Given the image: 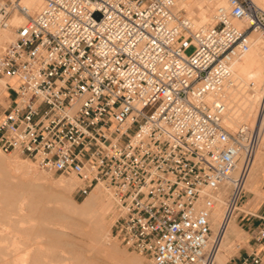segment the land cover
<instances>
[{"label": "built area", "instance_id": "obj_1", "mask_svg": "<svg viewBox=\"0 0 264 264\" xmlns=\"http://www.w3.org/2000/svg\"><path fill=\"white\" fill-rule=\"evenodd\" d=\"M191 1L212 4L211 24L187 13ZM40 2L0 0V28L21 18L0 51V151L73 174L78 197L103 186L110 235L144 264H217L210 224L225 192L220 228L256 219L254 248L225 264H264V208H239L257 134L223 123L230 66L252 34L264 40V11L250 0Z\"/></svg>", "mask_w": 264, "mask_h": 264}, {"label": "bare ground", "instance_id": "obj_2", "mask_svg": "<svg viewBox=\"0 0 264 264\" xmlns=\"http://www.w3.org/2000/svg\"><path fill=\"white\" fill-rule=\"evenodd\" d=\"M250 1L264 11V0ZM22 3L35 10L41 2L22 0ZM182 6L188 14L195 15L199 23H212L211 3L191 1ZM20 22L21 18L14 16L9 21L10 27L0 28V51L13 39L12 27ZM230 68L229 84L223 91L226 104L223 123L230 129H235L243 122L250 126L259 111L264 113V104L260 109L264 99V40L259 34H252L248 51L234 60ZM5 83V79L0 82V97L5 91ZM261 122L259 139H256L242 182V187L258 198H264V182L253 186L259 168H264V117ZM8 160L0 154V264H105L103 259L109 263L113 259H120L113 245L101 243L105 232L110 229L113 206L111 196L103 187L96 184L82 204H76L67 199L70 190L75 187L76 178L49 182L43 188L47 193L46 206L52 204L53 207L38 213L22 192L15 195L14 191L23 184L29 183L31 186L35 179L41 177H36L31 165L15 160L10 163ZM237 168L232 175H236ZM224 198L225 192L217 195L211 215V238L216 244V263L223 248L228 245L237 248L244 243L233 219L226 220L220 228ZM242 206L239 208L242 209ZM252 209L247 212L252 213ZM63 230H70L80 239L68 237ZM122 259V264H138L131 256L126 255Z\"/></svg>", "mask_w": 264, "mask_h": 264}, {"label": "rangeland", "instance_id": "obj_3", "mask_svg": "<svg viewBox=\"0 0 264 264\" xmlns=\"http://www.w3.org/2000/svg\"><path fill=\"white\" fill-rule=\"evenodd\" d=\"M195 16V15H194ZM192 51V47H189L185 50V53L188 54ZM4 80L3 77L0 76V82H2ZM6 95V91H4L0 97V114L3 111V109L6 107L7 103H8V97L5 96ZM264 112V111H263ZM264 117V113H261L260 111L257 114V117L255 118V120L253 121V123L250 124V126L254 125V130L257 134V139H259V134H258V130L260 129L259 125L262 123L261 120ZM243 123H247V122H243ZM258 143V140H257ZM0 154L4 155L5 157L9 158V162L10 161H17V162H23V163H27L29 165H31L35 171H36V177H41V179H35V182H32L31 186L30 184H23L20 188L15 189L14 193L15 195L17 194V192H22L26 198V200L28 201V203L33 204L34 208L37 209L38 213H42L44 211H49L53 205L50 204L49 206H46L47 202V193L44 191L43 185L45 184H49V182H53V181H57L59 179L62 180H72L74 178H76L74 175L72 174H58V173H49V172H45L40 170L39 168H37L34 164H32L31 162H29L28 160L23 159L21 156L19 155H13L12 153H7V152H1ZM11 159V160H10ZM11 163V162H10ZM259 174L257 176V179L253 182V186H256L262 182H264V168L260 169L259 168ZM39 177V178H40ZM77 183L79 185V181L76 178V183H75V187L72 188L70 190V193L67 195V199L71 202V203H76V204H82V202L88 197V195L86 197H78L75 194V190L77 188ZM101 186V185H100ZM103 187V186H101ZM244 194L242 196L241 199V204L240 206H242V209L245 210L247 212V210L251 209V208H255L258 204H261L260 208L264 207V198L262 197H254L253 194H251L250 192L248 193L246 189L243 188ZM107 192V191H106ZM18 193V194H19ZM108 193V192H107ZM110 195V194H109ZM246 199H249L248 202L244 203L246 201ZM244 203V204H243ZM41 204V205H40ZM254 211V209H252V212ZM41 215V214H39ZM40 217V216H38ZM238 218V217H237ZM236 218V219H237ZM234 219V222L237 226V228H239L238 230L241 232L242 237L244 238V243H242V245H240L239 247L235 248L232 247L230 245L226 246L225 248L222 249V251L220 252V255L218 256L217 259V263L218 264H225V262L231 257V256H237V255H242L244 252V249H246L248 252L250 251V247L248 245V243L250 245H252L253 241L250 240L251 236H252V227L250 229L247 228H242V226H240V222H237V220ZM250 220L252 221V224L256 223V219L254 217H250ZM109 222V220H107ZM25 226V228L27 227L25 224L23 225V227ZM110 226V224H109ZM65 232V234L68 235V237H72L74 239H80L79 236H77L76 234H74L73 232H71L70 230H63ZM69 233V234H68ZM71 234V235H70ZM74 235V236H73ZM77 236V238L75 237ZM57 239V238H56ZM250 240V241H248ZM101 243L103 244H111L113 245V247L117 250V252H119V256L120 259L115 260L113 259V261H109L106 259H103V263L105 264H122L123 263V259L124 256H131L135 259L136 263L138 264H144V259L138 255L136 252H133L131 250H127L125 249L121 244H119L111 235H110V229L108 231L105 232V235L103 236ZM241 244V243H240ZM56 247H57V241H56ZM231 247V248H230ZM57 260V258H56Z\"/></svg>", "mask_w": 264, "mask_h": 264}, {"label": "crops", "instance_id": "obj_4", "mask_svg": "<svg viewBox=\"0 0 264 264\" xmlns=\"http://www.w3.org/2000/svg\"><path fill=\"white\" fill-rule=\"evenodd\" d=\"M6 91V90H5ZM8 93H9V91H6V95L5 96H7L8 97ZM248 193H249V191H247ZM247 200L248 199H246V201L244 202V203H246L247 202ZM243 203V204H244ZM260 206H261V204H258L255 208H254V211L252 212V213H256V214H259L261 211H262V209L264 208H260ZM246 212V211H245ZM238 217V218H237ZM237 222H240V226H242V228H247V231H248V229H250L252 226V233L254 232V227H255V225H256V223H255V225H254V223L252 224V221L250 220V217L249 216H247L246 214H243V213H239L238 215H237ZM248 241H250V240H248ZM248 245H249V247H250V251L254 248V245L252 244V245H250L249 243H248ZM245 252H248L246 249H244V252L243 253H245Z\"/></svg>", "mask_w": 264, "mask_h": 264}]
</instances>
